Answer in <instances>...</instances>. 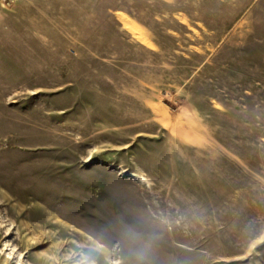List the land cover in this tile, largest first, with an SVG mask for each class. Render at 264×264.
<instances>
[{"label":"rangeland","instance_id":"1","mask_svg":"<svg viewBox=\"0 0 264 264\" xmlns=\"http://www.w3.org/2000/svg\"><path fill=\"white\" fill-rule=\"evenodd\" d=\"M264 264V0H0V264Z\"/></svg>","mask_w":264,"mask_h":264},{"label":"clouds","instance_id":"2","mask_svg":"<svg viewBox=\"0 0 264 264\" xmlns=\"http://www.w3.org/2000/svg\"><path fill=\"white\" fill-rule=\"evenodd\" d=\"M77 264H95V261L87 255H83L78 259Z\"/></svg>","mask_w":264,"mask_h":264}]
</instances>
